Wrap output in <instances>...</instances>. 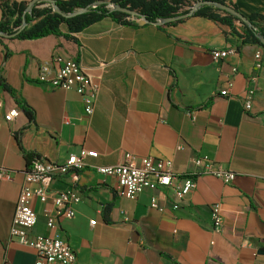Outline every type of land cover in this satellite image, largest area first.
Segmentation results:
<instances>
[{"label": "crops", "instance_id": "0c3cea01", "mask_svg": "<svg viewBox=\"0 0 264 264\" xmlns=\"http://www.w3.org/2000/svg\"><path fill=\"white\" fill-rule=\"evenodd\" d=\"M230 1L245 16H264V0ZM235 31L243 33L240 22L231 28L204 17L169 26L103 19L72 34V40L54 35L5 40L11 52L7 61L0 44V78L11 88L0 86V167L14 171L11 181H0V264H35L37 259L33 249L10 236L23 172L32 160L26 154L63 164L82 148L98 153L90 161L95 166L124 163L127 155L140 166L151 157L171 160L173 172L182 176L199 172L191 160L205 156L236 179L224 184L196 174L197 188L182 199L170 187L146 189L131 200L118 194L114 177L94 168L73 172L52 189L80 192L75 216L49 229L53 203L34 200L38 218L32 235L67 242L78 264L259 262L264 255V65L256 70L255 54L262 50L264 61V49L244 44ZM229 48L238 54L213 59L214 51ZM55 56L77 61L100 79L92 116L76 92L38 82L41 66ZM253 76L256 92L246 110ZM228 81L233 86L223 96ZM13 109L19 116L8 122L5 116ZM215 203L222 205L219 231L212 228Z\"/></svg>", "mask_w": 264, "mask_h": 264}, {"label": "built area", "instance_id": "2783aa9c", "mask_svg": "<svg viewBox=\"0 0 264 264\" xmlns=\"http://www.w3.org/2000/svg\"><path fill=\"white\" fill-rule=\"evenodd\" d=\"M236 48L217 50L212 53L214 60H222L230 55H237ZM263 53L259 50L255 54V68H263ZM55 69H54V68ZM236 72V69H233ZM257 77L250 78L251 86L248 90V100L245 103L246 110L251 109L252 97L256 90L254 84ZM38 82L47 84L54 89L74 91L82 97L85 113L92 116L101 90L100 79L92 78L77 61L62 56L53 57L51 62L41 66ZM227 88L221 92L223 96L229 94L232 81L227 82ZM19 110L13 109L6 116L8 122L19 116ZM98 157L93 150L82 148L79 154L70 155L63 164L54 163L45 158L34 155L29 168L23 172L24 182L21 187L13 223L10 231L11 239H15L21 245L33 249L37 254L35 264H78L76 252L65 241L51 236H34L32 230L37 224V214L32 203L38 200L41 204L49 201L53 203V214L48 217L47 226L54 229L59 219H70L75 216V205L82 201L80 192L70 187L63 190L52 189V185L73 172H81L88 168H94L99 174L114 177L117 180V192L120 196L134 200L144 190L156 191L160 188L174 189L176 196L182 199L197 188V182L193 178L196 174L209 175L222 181L224 184H232L236 174L217 167L208 157H195L191 160L192 165L199 171L186 176L177 175L173 172L171 160H159L148 158L140 166L130 163V155L127 161L114 166H95L91 160ZM13 170L0 167V181H11ZM152 207H157V201L152 200ZM178 209V206H174ZM212 228L219 231L223 228L224 219L221 203L211 206ZM91 224L95 225L93 220ZM255 264H264L262 259Z\"/></svg>", "mask_w": 264, "mask_h": 264}, {"label": "trees", "instance_id": "16d2710c", "mask_svg": "<svg viewBox=\"0 0 264 264\" xmlns=\"http://www.w3.org/2000/svg\"><path fill=\"white\" fill-rule=\"evenodd\" d=\"M198 2H211L198 9H193ZM47 3L37 2L31 13L26 12L27 3L10 2V0H0V10L2 19L0 21V44L5 47V61L11 56V52L6 48L5 40H39L54 35L72 40V34L80 33L91 25L111 19L119 25H138L140 18L117 11L115 7L129 8L150 23L161 25V20L177 18L183 15L190 17H204L234 28V22H240L244 31L235 34L244 44H255L264 49L259 38L264 37V27L260 22L264 20L261 14L245 16L249 20V25L243 23L230 13L216 7V4L228 5L238 8L230 0H57L56 7L59 12H55L52 5L41 7ZM80 10H87L85 13L74 17H66ZM241 13V12H240ZM189 18V17H188ZM134 19L135 21H133ZM187 19V18H186ZM179 19L165 26L183 22ZM67 28V33L61 32V27ZM0 86L5 90L11 88L0 78ZM27 115L32 118L26 105L23 106ZM31 160L34 155H27Z\"/></svg>", "mask_w": 264, "mask_h": 264}, {"label": "water", "instance_id": "95a60500", "mask_svg": "<svg viewBox=\"0 0 264 264\" xmlns=\"http://www.w3.org/2000/svg\"><path fill=\"white\" fill-rule=\"evenodd\" d=\"M37 2H43V3H47L49 5H52L53 8H54V11L55 12H59V9L56 7L54 0H33V1H31L29 3L26 12L31 13L33 7L35 6V4ZM208 4H212V3L211 2H198V3L194 4L193 9L195 10V9H198V8H200L202 6H205V5H208ZM216 7L219 8V9H221V10H224V11L230 13L231 15L235 16L236 18H238L243 23L249 25V20L242 13H240L239 11H237L235 8H233L231 6H228V5H222V4H216ZM115 9L117 11H120L122 13L128 14L130 16L139 17L140 18V21H139V24L140 25H144L145 23H150L147 20L143 19L140 16L139 13H137V12H135V11L129 9V8L115 7ZM86 11L87 10H80V11H77L75 13H72L71 15H65V16L66 17H74V16H77L79 14L85 13ZM190 16L191 15H183V16H180V17H177V18H169V19H166V20H161L160 23H161V25H163V24H169V23L175 22L176 20H179V19H186V18H188ZM0 36H3V34L1 32H0ZM259 40H260V43L264 46V37L263 36L260 37Z\"/></svg>", "mask_w": 264, "mask_h": 264}, {"label": "rangeland", "instance_id": "374dc122", "mask_svg": "<svg viewBox=\"0 0 264 264\" xmlns=\"http://www.w3.org/2000/svg\"><path fill=\"white\" fill-rule=\"evenodd\" d=\"M260 25H262V23L260 22Z\"/></svg>", "mask_w": 264, "mask_h": 264}]
</instances>
